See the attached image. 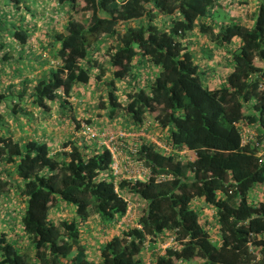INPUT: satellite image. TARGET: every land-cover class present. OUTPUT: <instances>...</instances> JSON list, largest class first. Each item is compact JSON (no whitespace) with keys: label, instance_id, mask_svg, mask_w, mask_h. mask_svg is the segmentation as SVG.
I'll return each mask as SVG.
<instances>
[{"label":"trees","instance_id":"trees-1","mask_svg":"<svg viewBox=\"0 0 264 264\" xmlns=\"http://www.w3.org/2000/svg\"><path fill=\"white\" fill-rule=\"evenodd\" d=\"M216 2L56 0L64 11L49 17L55 30L39 41L46 50L39 62L46 67L24 74L16 90L0 76V103L12 100L11 117L23 114L29 128L33 111L45 114L55 102L60 119L70 116L63 130L75 138L51 152L36 133L0 132V197L12 189L23 202L10 220L16 229L0 231V264H143L145 247L154 264H264V160L255 154L264 142V88L258 84L264 79V0L248 15L249 25L232 11L224 19L219 10L213 15ZM5 17V35L21 49L29 46L32 28ZM199 33L222 48L215 57L205 47L201 57L210 67L188 46V35ZM103 42L105 69L92 54ZM7 56L4 50L0 61ZM87 84L104 91L98 107L107 116L121 115L134 128L151 121L147 126L158 128L165 144L195 152L181 161L140 137L137 154L151 176L118 182L143 201L134 224L124 219L114 226L129 212L113 188L108 149L74 141L83 137L81 123L91 120L87 111L76 117L68 97H78ZM5 123L0 110V131ZM243 123L254 138L242 137ZM158 173L170 177L155 180ZM59 202L70 206L71 217L51 216ZM93 215L102 225L97 259L80 236ZM169 234L175 243L155 249Z\"/></svg>","mask_w":264,"mask_h":264},{"label":"rangeland","instance_id":"rangeland-1","mask_svg":"<svg viewBox=\"0 0 264 264\" xmlns=\"http://www.w3.org/2000/svg\"><path fill=\"white\" fill-rule=\"evenodd\" d=\"M247 1L249 2L253 10H255L257 0ZM60 8L63 12V6L57 4L56 0H0V15L5 14V19L10 18L13 21L21 20L26 25H29V27L32 28L29 40L30 42L28 44L29 46L24 45L22 47L23 49H21V46L19 44H16L14 40L10 39L7 35H5L3 28H1V25L3 23L0 24V42H3L4 44H2L3 46L0 45V56L3 54L4 50L8 55L7 58L2 59V61H0V70H2L0 71V76L3 77V84H11L10 88L16 90L20 88V82L24 74H27L32 77L37 71L46 67L47 64H40L39 62V60H41L40 54H46V50L41 47L40 42L45 43L50 37L49 34L53 30H55L54 23L51 22L50 18L59 17L58 9ZM252 18H254V14ZM6 44H8V46H6ZM106 44V42L98 44L97 46H100V48H97L94 52V48L92 49V54H94L93 56H95L97 60H101L102 67L104 69L105 62H103L102 59V51L104 47H106ZM50 62L51 60L48 63ZM30 66H33V68H30ZM141 68L142 67L140 66V69ZM140 69L138 70V72L140 71ZM18 72H20V74ZM141 72L142 71H140L139 73ZM31 82L32 81L28 83V87L30 86ZM121 82L122 81H119V83ZM1 85L2 84H0V86ZM120 92L121 94H124L123 90ZM81 93L84 97L80 96V99H78L80 104H77L75 106V111L81 113L82 111H87L88 113L86 115L90 118L91 124L96 125L98 128L106 127L108 125L104 123L105 118H108L110 121H113L115 123L124 124V120L121 115H112L111 117H109L107 116V112L105 110H102L98 107V94L101 93L104 97V91L102 89L97 88L96 86H94V84H87L81 89ZM14 100H16V98ZM68 100H71V97H68ZM18 102L24 106L26 100L20 99L18 100ZM12 103V100H8L6 103H4V101L0 103V110L3 112L4 119L6 122L0 132H12L14 135H20L26 132V125H24L22 120L24 115L18 113L15 118H12L10 110V105ZM51 103L57 105V103L55 102ZM25 108H29V106H25ZM36 120H38V117H35V115L33 114V123ZM40 123L37 125L36 130H41ZM16 126L17 128L15 129ZM154 128V126L150 127V135H152L153 137H157V134H163L161 133V131H159L158 128ZM32 134L34 135L35 132H33ZM75 141L79 143H84L87 147H89L94 140L92 138H83L81 136H77ZM20 199L21 198L19 197V195H17L16 192H14V190L12 189L8 192V194L0 197V231L4 230L10 232L16 229L11 225L10 220L16 218V211L22 208L23 202L20 201ZM130 200L133 203V211L131 212V216H129V218L134 222L135 220L132 218L141 212L143 201L135 199L133 200L131 196ZM54 208L51 209V216L54 218L62 216H72L71 209H69V207L65 204L58 206L56 209ZM91 218L90 224L93 225V227H85L84 229L87 231L83 230L82 234L84 239L88 240L90 244H93L94 241H97V239L101 238L100 235H102V225L95 215H93V217ZM118 224L119 223L116 222L114 223V226H117Z\"/></svg>","mask_w":264,"mask_h":264},{"label":"built area","instance_id":"built-area-1","mask_svg":"<svg viewBox=\"0 0 264 264\" xmlns=\"http://www.w3.org/2000/svg\"><path fill=\"white\" fill-rule=\"evenodd\" d=\"M258 84L260 89L264 88V79ZM148 123L149 121L144 122L139 128H134L130 123L127 126L109 125L103 128H98L96 125L89 122H82L80 129L77 131V133L84 138H96L95 140L97 141V144L104 145L110 153L109 170L113 177V188L126 201V212H129L127 215L124 214L120 217L117 221L118 223H121L124 219H130L129 216H131V212L133 211V203L130 200V196L133 200L135 199V195L128 193L125 187L118 186L119 180H147L151 176L150 168L137 154L141 136L149 138L164 150L174 152L181 161L191 160L195 153L191 148L185 146L180 148H176L174 145L169 146L159 137H153L148 131H146L147 129L145 130ZM241 134L243 138H254L253 129L249 128L246 123H243V131ZM255 154L258 156V161L264 160V142L259 143V148ZM165 177H170V175L162 173L154 174L155 180H161ZM134 223L135 221L131 224ZM174 243L175 239L173 235L169 234L164 241H159L154 248L158 251H162L167 245ZM149 252L150 248L145 247V259L143 264H154L150 263Z\"/></svg>","mask_w":264,"mask_h":264},{"label":"crops","instance_id":"crops-1","mask_svg":"<svg viewBox=\"0 0 264 264\" xmlns=\"http://www.w3.org/2000/svg\"><path fill=\"white\" fill-rule=\"evenodd\" d=\"M233 6H234V8H233ZM211 9L213 11V15L215 14V10H219L218 11V17L222 16L223 19L227 16L228 12L232 11L233 15L238 20L243 21V23H245L246 25H249L251 23V19L248 15L254 11L247 0H217L216 4ZM187 38L189 40L188 46L193 51L194 56L197 57L196 59H198L200 61L204 60L201 56L204 53H206L205 47L210 46L211 51L214 53L215 57L218 55V53L222 49L220 46H215L214 42H211V40H209L207 38V34H205V33L190 34V35H188ZM198 55H199V57H198ZM204 62H206L205 67H210L212 64V62L210 60H208V61L204 60ZM210 62H211V64H210ZM211 77H212V75H211ZM210 80L211 79H208L209 83L211 82ZM79 96H82V93ZM79 96L78 97L71 96V100H70L71 101V110H75V106L77 104H80V102L78 100V99H80ZM82 97H84V96H82ZM49 106H50V108L47 109V113H45V114H41L39 112L37 113L36 110L33 111V114L35 115V117H38V120H36L34 123L32 120H30L29 121L30 126H29V128H26V130L28 129L27 132H31V133L35 132L36 134L40 135V137L43 138L47 142V145H48L50 151L52 152V151L56 150V148L57 149L59 148L60 142H62L64 140L71 139V138H75V137H72L70 134H67L66 130L65 131L63 130V126L61 124V123H63L62 120H64V122L69 121L70 116L68 115L67 117L60 119L57 116V111H56V110H59V106L54 105L52 103H49ZM84 113L85 112H82V113L78 112V114H76V117L85 116ZM47 114H50V117H46ZM22 120H23V118H22ZM104 120H105L104 123L108 126L109 125H111V126L125 125V123L119 124V123H115L113 121H110L108 118H105ZM38 122L39 123L42 122V123H40L41 130H36V127L39 124ZM24 123H25V121H24ZM18 124H20V123H18ZM149 125H151V124H149ZM149 125L147 127L150 128ZM16 128H17V126L15 127V129ZM74 141H75V139H74ZM93 146L98 147L96 140H94L89 147H93ZM63 204H64L63 202H59V204H57L54 209H56L58 206H61ZM68 207L70 209V206H68ZM201 211H202L203 215L209 214L208 209L205 208L204 206L202 207ZM90 218L91 217H88L85 220V222L82 224V226H81L82 227V229H81L82 233H83V230H85L84 229L85 227H87V228L93 227V225L90 224L91 219H92V218L91 219ZM208 228L210 229V232L213 231V229L210 226ZM99 229H101V228H99ZM85 231H87V230H85ZM93 231H95V230H93ZM114 231H115V228H114ZM82 233L80 234V236H81V240H82L83 244L85 245V249H86L87 253H89V255L92 258L97 259L98 258L97 245L102 240V238H103L102 235H100L101 238L97 239V241H94L93 244H90V242L88 240L83 238ZM210 239L217 242L218 241V234L211 233Z\"/></svg>","mask_w":264,"mask_h":264},{"label":"clouds","instance_id":"clouds-1","mask_svg":"<svg viewBox=\"0 0 264 264\" xmlns=\"http://www.w3.org/2000/svg\"><path fill=\"white\" fill-rule=\"evenodd\" d=\"M116 223V222H115ZM119 225V224H118Z\"/></svg>","mask_w":264,"mask_h":264}]
</instances>
